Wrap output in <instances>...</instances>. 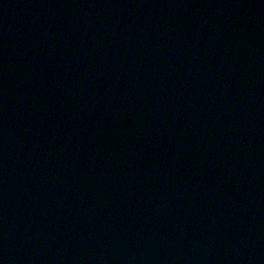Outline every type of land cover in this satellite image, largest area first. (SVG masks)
Returning a JSON list of instances; mask_svg holds the SVG:
<instances>
[{
	"label": "water",
	"instance_id": "obj_1",
	"mask_svg": "<svg viewBox=\"0 0 264 264\" xmlns=\"http://www.w3.org/2000/svg\"><path fill=\"white\" fill-rule=\"evenodd\" d=\"M0 264H264V0H0Z\"/></svg>",
	"mask_w": 264,
	"mask_h": 264
}]
</instances>
